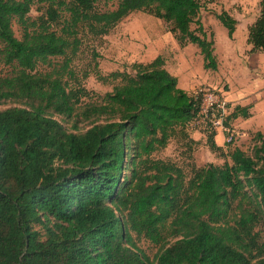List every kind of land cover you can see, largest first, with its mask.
<instances>
[{
  "label": "trees",
  "instance_id": "1",
  "mask_svg": "<svg viewBox=\"0 0 264 264\" xmlns=\"http://www.w3.org/2000/svg\"><path fill=\"white\" fill-rule=\"evenodd\" d=\"M115 1L99 12L95 0H0V63L11 68L0 77V101L23 104L0 110V264H264L255 231L264 226V137L254 134L249 154L223 152L203 129L222 163L190 165L186 176L154 158L178 135L195 147L187 126L198 109L160 56L132 63L130 73L102 75L93 61L78 76L70 65L80 36L103 37L142 12L215 71L212 35L199 18L215 0ZM214 17L231 39L236 21L223 11ZM245 42L248 53L264 54V0ZM90 74L111 90L87 91L81 81ZM247 109L228 110L224 126ZM79 123L87 126L75 132ZM132 235L158 247L152 261Z\"/></svg>",
  "mask_w": 264,
  "mask_h": 264
},
{
  "label": "rangeland",
  "instance_id": "2",
  "mask_svg": "<svg viewBox=\"0 0 264 264\" xmlns=\"http://www.w3.org/2000/svg\"><path fill=\"white\" fill-rule=\"evenodd\" d=\"M259 1L215 0L201 11L199 18L202 27L207 35H212L215 71L203 70L198 50L194 46L186 45L179 48L162 21L142 12L128 14L103 37L80 36L81 44L70 65L78 76L83 71H91L93 61L97 63V69L102 75L114 71L130 73L129 67L132 63L140 59H150L157 54L161 55L168 68L177 75L180 84H186L189 93L197 87H203L218 94L225 102L227 110L234 106L250 108L249 119L241 124H245L246 128L233 125V122L229 123V129L237 133L238 137L233 138V141L224 148L226 152L236 148L249 154L255 143L254 134L259 133L264 137V54L248 53L249 47L245 42L247 27L257 16ZM115 6V0H95L93 4L94 9L99 12L113 10ZM41 8V3L32 5L28 16L31 19L35 18L40 14L38 9ZM221 11L236 21L231 39L226 37L224 29L214 17ZM11 29L13 35L19 39L18 26L12 22ZM93 54L97 55L94 60ZM44 69L45 66L38 65L35 70L42 72ZM10 73L11 68L0 63V77L8 76ZM81 85L94 96H102L111 90V85L97 82L91 74L81 81ZM9 107H23V104L0 101V110ZM56 119L66 129L69 128V124L61 121L59 117ZM86 126L85 123L77 124L78 129L75 132L84 131ZM195 131L204 134L201 127L194 128L188 133L190 135ZM225 137L223 135L221 141H224ZM201 142L203 143V139ZM201 142L188 150L185 142L178 135L168 142L163 151L155 154L154 158L174 162L183 168L186 176H189L190 165L222 163V159L209 152ZM255 231L263 240L264 226L258 225ZM132 237L136 247L149 261H152L158 247L142 238H134V235Z\"/></svg>",
  "mask_w": 264,
  "mask_h": 264
},
{
  "label": "built area",
  "instance_id": "3",
  "mask_svg": "<svg viewBox=\"0 0 264 264\" xmlns=\"http://www.w3.org/2000/svg\"><path fill=\"white\" fill-rule=\"evenodd\" d=\"M192 99L197 101V114L187 128L201 127L211 133H226L224 143H231L237 133L224 126V120L228 114L225 102L213 90L207 88H195L191 92Z\"/></svg>",
  "mask_w": 264,
  "mask_h": 264
},
{
  "label": "crops",
  "instance_id": "4",
  "mask_svg": "<svg viewBox=\"0 0 264 264\" xmlns=\"http://www.w3.org/2000/svg\"><path fill=\"white\" fill-rule=\"evenodd\" d=\"M176 43V42H175ZM177 45V44H176ZM156 56H160L161 57V55H155L154 57H152V58H150V59H147V60H145V59H140V60H138V62H135V63H147V62H150L153 58H155ZM162 59H163V57H161ZM163 63H164V65H163V68L170 74V75H172L173 77H175L176 78V82H177V87L179 88V89H181L182 91H184V92H186V93H189V90L186 88V84L185 85H181L180 84V82H179V79H178V77H177V75L172 71V70H170L169 68H168V66H167V63H166V61L163 59ZM185 82H186V80H185ZM182 86H185V87H182ZM250 109V108H249ZM249 109H247L246 111H247V114H248V117L247 118H244V119H242V118H240V117H237L236 119H234V120H232L231 122H233L232 124L233 125H238L239 127H242V128H246V125L244 124V125H241L243 122H245L246 123V121L249 119V117H250V114H251V111H248ZM190 130H192V129H189V131ZM188 131V129H187V134H188V137L195 143V145L194 146H197L198 144H199V142H201V139H203V145H205V135L203 134V133H199V132H197V131H195V132H197V133H195V132H193V134H190L189 135V132ZM192 133V132H191ZM223 135L225 136V134L224 133H222V132H217V133H215V134H213V142H214V144H215V146H217V147H219V148H221V150L223 151V152H226V151H224V148L226 147V144H224V141H221V138L223 137ZM201 138V139H200ZM223 140V139H222ZM206 147V146H205ZM208 149V148H207ZM210 152V151H209ZM213 154V153H212ZM214 156V155H213ZM228 161V160H227ZM206 164H208V163H206ZM211 164H221V162L220 163H211ZM199 165H196V167H198Z\"/></svg>",
  "mask_w": 264,
  "mask_h": 264
}]
</instances>
